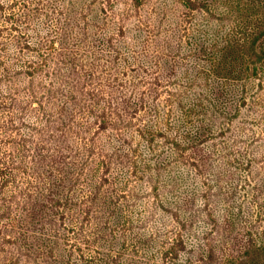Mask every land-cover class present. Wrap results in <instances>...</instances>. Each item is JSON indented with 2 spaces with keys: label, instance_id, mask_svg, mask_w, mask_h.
<instances>
[{
  "label": "rangeland",
  "instance_id": "374dc122",
  "mask_svg": "<svg viewBox=\"0 0 264 264\" xmlns=\"http://www.w3.org/2000/svg\"><path fill=\"white\" fill-rule=\"evenodd\" d=\"M54 1L0 0L16 13L23 2L40 8L19 18L27 28L20 32L5 19L7 5L0 11V264H101L108 254L116 264H199L214 244L224 252L215 257L236 254L240 239L223 237L227 229L264 233V138L254 114L216 123L212 144L226 153L205 165L195 195L187 183L167 181L177 166L167 157L173 140L190 143L185 111L199 109L200 89L185 71L209 67L191 57L188 42L196 26H211L212 13L188 12L178 0H80L68 17L71 0ZM175 15L178 46L169 43ZM257 84L248 86L247 104L261 110ZM202 117L193 116L196 126ZM179 194L192 202H164ZM106 201L113 206L102 207ZM210 209L216 230L201 217L180 232L176 215ZM230 210L239 222L244 215L236 228L222 220ZM142 233L149 238L138 240Z\"/></svg>",
  "mask_w": 264,
  "mask_h": 264
},
{
  "label": "trees",
  "instance_id": "16d2710c",
  "mask_svg": "<svg viewBox=\"0 0 264 264\" xmlns=\"http://www.w3.org/2000/svg\"><path fill=\"white\" fill-rule=\"evenodd\" d=\"M79 1L80 0H71V6L66 8L68 17L73 16L74 8L77 6ZM170 1L173 2V0ZM178 1L181 6L186 7L184 8L187 9L188 12L194 13L196 11H204L209 14L208 12L210 11V13H212L209 14L210 17L207 18V20L211 23V26H196L193 30L194 34L191 36L195 42H188V44L192 46V48H189L191 57H193L194 60H196V58L201 59L204 61V64L207 62L209 66L207 69L195 71V65H190L189 70L185 71L186 74H189L190 77H193L192 79L196 81L195 89L199 88L201 92V95L199 96L198 111H195L194 109H190L188 113L185 111V117L188 118V120H184V127L188 132L184 135V138L189 139L190 143L182 144L181 141L173 140L170 145V152L168 151L167 154V157H169L172 163L176 162L177 165L174 167L173 176L171 175L167 178V181L170 179L172 184L174 182V178H176L180 184L182 182L187 183V189L195 195V192L200 190V185L198 183V181H200L199 175L206 169L205 165L209 167L214 162V156L226 153L225 149L220 150L218 146L212 144L215 142L212 138L215 135L214 130L217 127V122L219 124L222 123L221 126L223 127V125H225L223 122L225 121H227V124L232 125V123L238 118H245L247 113L249 116L254 114L255 117H258V119L255 120L260 122L259 124L254 123L253 126H256V128L259 129L258 137L262 136L264 138V117L261 116L264 114V105L261 106V110H258V108L253 105L247 104L246 97L248 86L251 84L254 85L258 82L257 87L260 88L261 91L264 89V0ZM53 2L55 1L53 0ZM164 3L167 5L166 1H164ZM7 4L0 3V11L4 14L5 12L3 8L5 7L4 5ZM5 8L10 12L7 16L5 14V19L10 21L12 29L17 32H20L21 28L27 29L26 26L19 27L20 23H24L19 22V18L24 20L34 12H40L39 7L29 6L26 2H23V4L18 7L19 9L17 10L19 13L15 12L12 4L7 5ZM218 15L219 17H217ZM213 16L217 21L216 28L214 27ZM179 17V15H175V18L172 19V25H174V30L176 32L173 30L171 36L169 37V43L175 39V42L177 43L176 46L179 45V39L177 40L176 37V33H179V30L176 28L179 26V20H177ZM218 18H221V21H219ZM11 20L15 22H12ZM227 20L230 23L229 27L231 28L228 30V33L226 30L222 33ZM220 25L222 26L221 30L219 29ZM212 33L213 37L211 41L207 43V39L209 38L207 36ZM201 41L203 42L202 44ZM3 63L4 62H0L1 65ZM192 64H194V62H192ZM156 68L158 69V67ZM169 72L173 73V75H179L173 71ZM53 82L54 81L50 80V84H53ZM53 88L54 87L48 89L47 91L51 98H54ZM261 91L258 93H261ZM260 103L264 102L262 101ZM148 106H150V104ZM198 115H203L202 121L204 123L196 126L194 124L196 121L193 122V116H196L197 118ZM197 122L199 123L200 120L198 119ZM253 139L254 142L252 143V148H254L255 144H257L256 148L260 146L258 144V140L260 141L261 139H258L257 137H254ZM210 147L212 148L209 152L208 150ZM255 153L258 155L262 154L259 153L258 149L255 150ZM106 163L105 172L108 171L109 168L108 162ZM183 164L193 168H183ZM194 181L197 182L193 184ZM103 183H106L107 186H109V180H103ZM209 187L211 188H209L207 193L210 196L214 194V191L210 189L221 188L218 184ZM261 188L264 190V183L261 185ZM231 189V195H233V188ZM260 192L261 194H258L257 199L264 195V191L262 192L261 190ZM169 198L173 201L166 200L165 198L164 202L167 205H172L173 203L177 206L183 207L188 205L193 200L191 197L180 198V194ZM205 199L207 202V195L205 196ZM195 202L197 205L196 200ZM112 206V204H109V201H106L102 207L110 208ZM204 206L207 207L206 204H204ZM3 210L4 209L0 207V213H2ZM215 212L216 211L212 209L205 213H201L197 210L194 214L189 213L187 218L184 219H181L183 216L178 217L176 215L178 225H183L180 232L183 233L182 230L185 229L188 231V229H190L185 228V224L186 226L189 225V221L187 219H196L194 222L200 225L201 223L199 222V219L201 217L207 226L213 225L212 230H216L220 219L219 215L216 216ZM27 214L28 213H24L28 223L32 220V214L30 213V219ZM24 215L22 214V216ZM101 215L103 216V214ZM183 215L186 216V212H184ZM103 218L105 220L104 216ZM120 218L121 216L117 217V219ZM114 219H116V216L112 218V220ZM243 219L244 215L242 214V221ZM222 220H224V223L227 221L230 223V226H233L234 228H236L238 223L242 222H239L232 210H230L228 218L225 216ZM252 227L253 226H251V228ZM2 229H4V227H2ZM227 233H232V237H237V240L240 239V244L235 250L236 254H221V258L215 257V251L222 252V248H219L217 247V244H214V246L209 249L208 254L201 257L199 264H264L263 232H254L253 229L250 230V228H247L243 231L238 230V232L235 233L230 232L227 229L222 233V236L224 237V234ZM179 237H181V239L179 238L176 241L177 246L178 248H182L185 246L183 243L185 239L182 240V236L180 235ZM190 237H193V235L189 236V238ZM136 238L138 240H142L149 237L147 234L142 233ZM39 240L43 241L42 239ZM172 251L173 253L178 252L175 248H173ZM124 259L127 260L126 256ZM87 262L90 263L91 261H85V264H87ZM187 262L191 264L192 260H188ZM63 263H65V261H63ZM100 263L116 264L117 257H111V255L108 254L106 257L102 258Z\"/></svg>",
  "mask_w": 264,
  "mask_h": 264
}]
</instances>
